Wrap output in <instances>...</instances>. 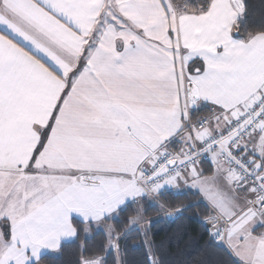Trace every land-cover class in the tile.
Listing matches in <instances>:
<instances>
[{
    "label": "crops",
    "instance_id": "0c3cea01",
    "mask_svg": "<svg viewBox=\"0 0 264 264\" xmlns=\"http://www.w3.org/2000/svg\"><path fill=\"white\" fill-rule=\"evenodd\" d=\"M115 2L0 0V176L31 171L47 127L55 117L56 122L58 118L59 124L64 123L67 112L64 107L69 106V102L74 135L100 139L102 147L108 150V154L91 153L93 156L115 159H108L106 163L125 155L136 156L130 170L108 168L82 172L69 178L66 186L63 187L64 183L54 195L35 199L29 206H26L27 201L21 208L14 206L13 217L4 216L10 237L3 242L0 264H32L43 255L58 250L62 243L75 239L74 218L83 222H103L126 203L140 201L146 196L156 199L164 189L193 190L209 204L201 191L190 187L200 171L206 174L205 168L210 167L212 173L214 163L211 160L181 173L150 193L135 180L137 170L153 151L163 147L172 150L169 143L173 140L191 144L192 136L186 126L193 110L209 105L212 111L205 116L209 120L208 131L225 129L236 108L264 85V33L242 41L233 32L243 11L241 0H213L200 14L182 12L171 1L173 13L157 6L153 15L145 13L146 7L122 8ZM113 9L133 11L140 26L145 19L146 23H152L154 15L155 18L162 16V21L171 20V24L176 21V29L164 25L171 31L174 51H181L184 69L185 93L176 108L162 109L153 102L157 94H145L143 60L98 64L84 60L85 49L90 45L87 41L96 33L102 19H110ZM140 40V44L153 47L144 43L142 36ZM95 67L124 71L119 76L104 78L95 75ZM133 67L135 71L129 73L127 69ZM69 77H73L71 83ZM69 94L71 100L67 99ZM145 100L149 107H145ZM95 118L99 124L93 127ZM160 124L168 127L164 138L153 130ZM110 132H117L114 139L124 135L117 142L119 151L107 142L109 136L106 134ZM263 132L264 127L246 139L242 148L264 165V161L258 159ZM91 133H94L93 138ZM88 145L85 147L90 149ZM239 185L240 182L238 188ZM246 190L244 197L248 203L243 211L237 213V207L224 202L219 207L211 206L214 215L207 220H219L222 226L227 221L222 243L242 264L249 261L250 253L257 254L256 249L241 246L245 238L264 242L262 220L255 222L252 217L238 220L241 214L254 207L255 193L250 186ZM223 206L228 208L227 213ZM83 264H99V260Z\"/></svg>",
    "mask_w": 264,
    "mask_h": 264
},
{
    "label": "rangeland",
    "instance_id": "374dc122",
    "mask_svg": "<svg viewBox=\"0 0 264 264\" xmlns=\"http://www.w3.org/2000/svg\"><path fill=\"white\" fill-rule=\"evenodd\" d=\"M114 1L109 0V2ZM116 3L118 7L123 6L122 8L146 7L144 11L148 15L155 14L157 6L165 7L167 9L165 11L173 13L171 11V7H173L171 0H116L115 5ZM146 22L145 19L140 26L136 22L133 11L127 12L119 9L118 12L117 9H113L110 19H105L104 21L102 19L96 33L87 41L90 45L85 49L84 60H91L97 64L104 61L112 63L111 61L143 60L142 70L146 82L144 85L145 94H157V99L153 101L156 105H160V108L165 110L173 109L177 107L180 97L185 93V85L182 78L184 69L181 66V51H174L171 42V31L167 30L164 25L166 24L168 29L171 26L176 29L177 24L175 20L171 24V20L162 21V16L155 18V15L152 23ZM137 27L141 29L144 35L140 34ZM141 36L145 41L144 43H150L153 47L140 44ZM119 44L122 48L118 46ZM133 44L136 45L134 46ZM135 69L133 67L127 70L130 73V71H135ZM107 70L112 71V73L107 74ZM123 71L124 69L93 68L95 75L98 77L104 76V78L119 76ZM68 81L71 83L73 77H69ZM67 99L71 100L70 94ZM144 105L149 107L148 101L145 100ZM64 108L67 110L64 115V123L59 124L58 118L56 122L55 117L49 127H47L43 140L37 148V155L31 165V171L28 170L27 173L18 175H1L3 177L0 179V251L3 247V242L10 237L8 235V224L4 216H8L11 219L13 217L12 214H15L14 206L21 208L24 205V201H27L26 204L28 205L26 206H29L30 202L35 199L44 196L50 197L66 181H69V178L73 179L81 175L82 172L108 168L110 170H118V168L130 170L131 165L136 160V156L130 154V156L125 155L117 158L115 162L106 163L108 159L112 161L115 159L93 156L92 154H108V150L105 149V146L102 147L100 139H87L84 136H80L84 139L82 141L79 140L80 137L75 136L71 130L70 102L69 106L66 105ZM126 116L136 121L129 113H126ZM146 118L147 116L144 114V119L146 120ZM94 120L92 123L93 127L99 124L98 118ZM153 130L154 132L158 131V136L161 138L166 137L168 134L166 124L153 127ZM115 134L117 132L106 134L109 136L107 142L111 143L112 147L119 151L117 142L121 141L124 135L121 134V138L114 139ZM91 135V138H93L94 133H91ZM162 142L165 141L163 140ZM89 143L94 144L90 146L88 145ZM85 145H88L90 149L86 148ZM213 154L211 155V161L214 163L212 173H206V175L200 171V176L191 181L190 188L193 189L194 186L201 191L209 205L214 208L227 202L231 206L237 207V213L243 211L248 202L246 197H244L246 193L238 188L241 180L233 174L229 165L219 160L220 156L218 153V155ZM258 155V159L261 162L264 161V132L258 146ZM247 157L258 163L254 156L248 155ZM64 186H66V183ZM223 210L227 213L228 208L223 206ZM115 215L116 213L111 217ZM247 217H252L255 222L262 220L264 223V215L259 214L255 207H250L245 213L240 215L238 220H243L244 218L246 220ZM8 222L11 224L10 221ZM96 228L104 230L110 239L111 245L113 244L112 247H117V243L113 241L116 231L112 223L97 221ZM257 229L258 227H256ZM241 246L245 249H256L257 251V254L255 252L250 253L251 257L245 264H264V257L261 256L264 255L263 241H258L253 237L245 238Z\"/></svg>",
    "mask_w": 264,
    "mask_h": 264
},
{
    "label": "trees",
    "instance_id": "16d2710c",
    "mask_svg": "<svg viewBox=\"0 0 264 264\" xmlns=\"http://www.w3.org/2000/svg\"><path fill=\"white\" fill-rule=\"evenodd\" d=\"M171 1L182 12L200 14L213 0ZM241 1L243 11L233 32L240 40L249 41L264 33V0ZM211 111L209 105H203L193 110L191 116L198 120ZM178 143L172 142L171 148L175 149ZM210 172V167L205 168V173ZM157 197L146 196L126 203L114 217L104 219L115 228L116 248L105 231L96 228V223L74 218L75 239L62 243L58 250L32 264H83L97 259L99 264H242L225 244L213 239L206 221L214 211L199 192L164 189ZM177 207L183 208L182 213L173 222L163 216L165 208Z\"/></svg>",
    "mask_w": 264,
    "mask_h": 264
},
{
    "label": "built area",
    "instance_id": "2783aa9c",
    "mask_svg": "<svg viewBox=\"0 0 264 264\" xmlns=\"http://www.w3.org/2000/svg\"><path fill=\"white\" fill-rule=\"evenodd\" d=\"M208 127L207 117L195 120L189 115L186 130L192 136L191 144L178 143L172 150L163 147L153 151L139 166L135 180L150 193L164 187L181 173L196 168L204 161H210L211 155L218 153L220 159L229 165L233 174L241 180L239 189L245 192L246 187L250 186L254 191L255 198L252 204L263 214L264 165L247 157L248 154L243 151L242 144L264 127V85L255 95L236 108L231 122L225 129L210 132ZM174 141L177 140L172 142ZM172 161H176L175 165L170 166ZM182 209L165 208L163 216L173 222L182 213ZM218 221H207L206 224L213 239L221 243L227 221L225 226Z\"/></svg>",
    "mask_w": 264,
    "mask_h": 264
},
{
    "label": "water",
    "instance_id": "95a60500",
    "mask_svg": "<svg viewBox=\"0 0 264 264\" xmlns=\"http://www.w3.org/2000/svg\"><path fill=\"white\" fill-rule=\"evenodd\" d=\"M175 162H176V161H172V162L170 163V166L175 165Z\"/></svg>",
    "mask_w": 264,
    "mask_h": 264
}]
</instances>
